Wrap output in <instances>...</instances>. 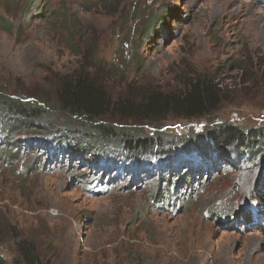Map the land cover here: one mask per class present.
<instances>
[{"label":"rangeland","instance_id":"rangeland-1","mask_svg":"<svg viewBox=\"0 0 264 264\" xmlns=\"http://www.w3.org/2000/svg\"><path fill=\"white\" fill-rule=\"evenodd\" d=\"M3 5L0 16L15 30L0 31V93L44 104V119L51 124L65 119L53 100L59 81L86 67L85 54L93 74H103L116 98L131 87L176 92L196 75L214 78L225 95L221 108L200 120L170 118L158 126L113 121L146 134L160 129L167 137L165 156L178 155L176 163L190 160V170L204 175L197 192L175 198L169 207L158 197L162 162L157 166L141 158L135 170V163L123 162L112 146L97 156L75 149L80 157L57 154L40 171L29 160L8 163L0 155L5 264L17 256L12 227L36 245L46 264H264V155L240 165L237 159L227 161L228 148L220 149L221 155L211 157L222 159L209 162L207 176L197 170L201 142L183 145L186 134L209 129L216 135L219 126L264 128V0H10ZM171 135L183 139L172 144ZM37 137L23 135L17 142L35 150Z\"/></svg>","mask_w":264,"mask_h":264},{"label":"trees","instance_id":"trees-1","mask_svg":"<svg viewBox=\"0 0 264 264\" xmlns=\"http://www.w3.org/2000/svg\"><path fill=\"white\" fill-rule=\"evenodd\" d=\"M9 1L0 0V6L4 7L3 3ZM148 18L149 14L143 21ZM167 18L161 19V23L166 22ZM140 19L141 16L138 17ZM17 29L19 32L22 28ZM14 30L12 21L0 16V31L13 34ZM88 56L85 54L82 57V64L86 67L59 81L53 100L65 118L60 124H51L44 119V104L40 107L37 103L25 102L20 96L9 97L0 93V155H3L4 161L24 163L29 160L30 167H37L36 171H40L54 162L57 154L80 157L73 153L75 149L82 155L97 156V152L101 154L99 152L102 149L112 146L120 158H124L123 162L135 163V170L140 168L139 159L145 157L149 164L155 161L158 166L162 162L157 167L156 178L160 180L156 183L160 186L161 194L158 197L164 207H169L175 198L184 200L190 193L197 192L199 185L205 182L204 175L196 176L190 170L194 165L190 160L180 159L176 163L178 155L165 156L163 148H166L164 140L167 137L160 129L154 128V134H146L141 129L118 127L113 121L158 126L170 118L191 122L210 117L224 103L222 84L211 76L196 75L176 92H164L154 87L134 90L131 87L116 98L112 96L103 74H93L96 71L90 67L92 64ZM23 135L39 136V143L34 142L38 149L34 150L31 145L20 147L17 138ZM182 139V135H171L172 144ZM184 139L183 145L191 144L195 139L201 142L200 149H196L195 158L198 157L201 164L197 170H205L207 176V168L211 165L209 162L222 159L219 157L216 161V158L211 157L212 152L221 155L220 149L228 148L231 156L227 161L237 159L240 165L260 161L264 155V128L246 131L226 125L219 126L216 135L212 134V130L205 129L203 133L186 134ZM120 141L124 142V147L121 143L117 144ZM102 156L106 157L105 154ZM94 164L96 167L101 166L99 159ZM182 166L187 168L180 172ZM83 177H89V174ZM11 234L15 238L17 250V256L11 264H46L39 257L36 245L16 227L11 228ZM0 264L5 263L0 259Z\"/></svg>","mask_w":264,"mask_h":264}]
</instances>
